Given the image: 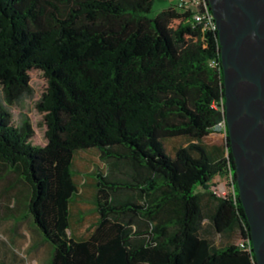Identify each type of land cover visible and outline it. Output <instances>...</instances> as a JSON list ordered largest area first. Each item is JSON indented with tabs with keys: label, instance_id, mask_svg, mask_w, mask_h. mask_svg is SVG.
Wrapping results in <instances>:
<instances>
[{
	"label": "trees",
	"instance_id": "1",
	"mask_svg": "<svg viewBox=\"0 0 264 264\" xmlns=\"http://www.w3.org/2000/svg\"><path fill=\"white\" fill-rule=\"evenodd\" d=\"M153 2L0 0V161L30 189L29 213L52 246L46 264H257L253 249L218 248L200 234L209 195L216 231L250 237L228 131L222 146L205 140L225 117L218 31H202L176 4L151 17ZM32 70L47 79L36 102L43 146L33 144L29 118L15 125L9 109L34 94ZM88 150L153 177L97 169V181L81 176L82 185L73 160ZM229 170L236 200L210 191ZM91 181L95 206L83 220H96L78 237L71 200ZM124 190L131 196L117 198ZM149 191L152 204L132 200ZM170 206L177 214L159 221ZM139 216L151 226L141 236L132 228Z\"/></svg>",
	"mask_w": 264,
	"mask_h": 264
},
{
	"label": "water",
	"instance_id": "2",
	"mask_svg": "<svg viewBox=\"0 0 264 264\" xmlns=\"http://www.w3.org/2000/svg\"><path fill=\"white\" fill-rule=\"evenodd\" d=\"M207 2L221 47L227 145L256 263L264 264V0Z\"/></svg>",
	"mask_w": 264,
	"mask_h": 264
},
{
	"label": "rangeland",
	"instance_id": "3",
	"mask_svg": "<svg viewBox=\"0 0 264 264\" xmlns=\"http://www.w3.org/2000/svg\"><path fill=\"white\" fill-rule=\"evenodd\" d=\"M176 3L177 0H154L149 16L154 17ZM30 76L34 94L23 97L9 109L15 125L21 124L24 118H29L35 130L32 142L35 145L43 146L46 144V126L43 114L36 110V102L46 90L47 79L39 70L30 71ZM214 133L205 139L207 143L224 141L225 136H221L218 132ZM97 154V151H94L83 157L96 160ZM80 157L81 153L75 157L76 168L83 164V160ZM119 164L122 165L128 174L131 175L134 172V168L130 163L120 161ZM82 169L83 171L88 170V168H83V166ZM80 175L83 178L85 177L84 179L97 181L96 175L87 173ZM123 177L131 178L126 174ZM220 182H225L224 176H216L210 186L212 187ZM199 190L201 191L202 189L199 188ZM30 195V189L23 178L9 165L0 161V264H46L52 256V246L45 241L42 232L36 226L29 213ZM128 196H131V192L125 190L116 194L117 198L122 199ZM88 202L91 203L90 201ZM214 207L209 195H205L203 197L205 219L200 228L201 236L208 239L213 246L218 248L240 243L241 234L238 229L228 233L216 231L210 220ZM172 208L170 206L163 216L170 217L171 214H174Z\"/></svg>",
	"mask_w": 264,
	"mask_h": 264
},
{
	"label": "crops",
	"instance_id": "4",
	"mask_svg": "<svg viewBox=\"0 0 264 264\" xmlns=\"http://www.w3.org/2000/svg\"><path fill=\"white\" fill-rule=\"evenodd\" d=\"M215 134V133H213ZM212 134V135H213ZM221 136H224L223 134L219 133ZM211 135V136H212ZM217 146H222L225 144V138L224 141L220 142H213ZM94 150H88L84 151L81 153V159L83 160V168H88L87 171H83L82 166L80 165L78 168H76L75 165V158L73 160V165L75 166L76 170L78 171V177L81 178L82 175L80 174H90L91 172L99 169L104 172L105 175H108L112 179H118L122 178L125 174L127 175L128 173L126 170L120 165L118 161H110V162H105L102 161L100 158V155L97 154V159L93 160L92 158L89 157H83L84 155H89L93 153ZM134 168V172L132 173V179H137L138 181H146L150 177H153L149 172L145 171L144 169L132 165ZM80 183L82 185L85 184V180L81 179ZM95 181H91L90 184L78 191V193L75 195V197L71 200V219L73 221V224L75 226L74 233L76 235L81 236L83 235L86 231L85 229L87 228V223L91 220L94 221L96 220V217L88 218L87 221L84 222L83 217L85 212H87L89 209H92V206H95V199H96V190L94 186ZM127 200V197H126ZM132 200L136 201L140 204L144 203V201H147L148 204H152L154 201V194L153 192H148L146 196L142 195L140 192L132 194ZM90 201L91 203H89ZM177 212L174 215H176ZM171 217L164 218L163 216L159 218V221H164L167 219H170ZM155 221L154 223H156ZM133 232L137 233L139 236L143 235L146 232H149L151 229V226L149 222L142 217H137L136 221L133 222L132 225ZM228 233V232H227ZM81 239V238H77Z\"/></svg>",
	"mask_w": 264,
	"mask_h": 264
},
{
	"label": "built area",
	"instance_id": "5",
	"mask_svg": "<svg viewBox=\"0 0 264 264\" xmlns=\"http://www.w3.org/2000/svg\"><path fill=\"white\" fill-rule=\"evenodd\" d=\"M176 5L182 9L189 10L192 14V20L201 26L202 31H218L216 20L209 8L207 0H177ZM211 65L216 66L218 65V62L212 61ZM214 107L218 108L216 104H214ZM220 108L225 113V103L222 105L221 102ZM214 130L215 132L226 136L228 127L225 117L215 126ZM224 178L225 182L216 183L211 187V192L218 197H232L236 200V188L233 171L229 170ZM238 244L247 251L253 249L250 237L242 239Z\"/></svg>",
	"mask_w": 264,
	"mask_h": 264
}]
</instances>
